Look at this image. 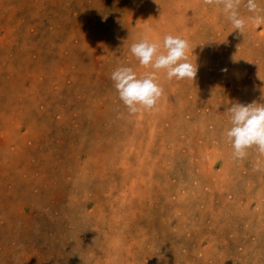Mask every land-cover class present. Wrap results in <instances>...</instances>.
Segmentation results:
<instances>
[{
	"label": "rangeland",
	"instance_id": "374dc122",
	"mask_svg": "<svg viewBox=\"0 0 264 264\" xmlns=\"http://www.w3.org/2000/svg\"><path fill=\"white\" fill-rule=\"evenodd\" d=\"M257 4L239 34L205 0H0V264H264V155L224 135L264 103ZM166 34L196 77L130 114L111 73Z\"/></svg>",
	"mask_w": 264,
	"mask_h": 264
},
{
	"label": "clouds",
	"instance_id": "9594fccd",
	"mask_svg": "<svg viewBox=\"0 0 264 264\" xmlns=\"http://www.w3.org/2000/svg\"><path fill=\"white\" fill-rule=\"evenodd\" d=\"M207 4L222 5L227 20L239 34H244L246 20L238 9L240 0H205ZM250 13L258 11L257 0H246ZM252 17H250L251 19ZM189 42L179 35L166 34L163 37L162 50L159 42L151 41L147 36L134 42L130 51L143 67L153 71L137 75L132 67H118L111 73V80L119 94V99L130 114L142 110H153L163 94L158 83L157 73L164 70L168 80L195 79L197 67L187 57ZM222 71L227 72V69ZM261 100H264V87L260 88ZM230 114V127L224 132L233 149L235 159H244L247 150L255 146L264 155V103H233L227 108Z\"/></svg>",
	"mask_w": 264,
	"mask_h": 264
},
{
	"label": "bare ground",
	"instance_id": "6f19581e",
	"mask_svg": "<svg viewBox=\"0 0 264 264\" xmlns=\"http://www.w3.org/2000/svg\"><path fill=\"white\" fill-rule=\"evenodd\" d=\"M195 6V5H194ZM196 7V6H195ZM218 10V9H217ZM209 26V25H208ZM210 28V27H209ZM198 29V28H197ZM90 64V63H89ZM13 65V64H12ZM241 73V72H240ZM240 80V79H239ZM242 80V79H241ZM253 81H254V79H253ZM37 99V98H36ZM66 105V104H65ZM87 111V110H86ZM97 115V114H96ZM151 119V118H150ZM155 123H156V121H155ZM155 125V124H154ZM153 125V126H154ZM88 127V126H87ZM108 141V140H107ZM89 145V144H88ZM93 149H95V148H93ZM92 157V156H91ZM92 159V158H91ZM144 165V164H143ZM134 178V177H133Z\"/></svg>",
	"mask_w": 264,
	"mask_h": 264
}]
</instances>
